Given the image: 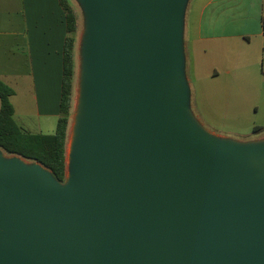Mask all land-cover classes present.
Here are the masks:
<instances>
[{
    "label": "water",
    "instance_id": "95a60500",
    "mask_svg": "<svg viewBox=\"0 0 264 264\" xmlns=\"http://www.w3.org/2000/svg\"><path fill=\"white\" fill-rule=\"evenodd\" d=\"M85 2L71 179L0 154V264H264V151L187 120L184 0Z\"/></svg>",
    "mask_w": 264,
    "mask_h": 264
},
{
    "label": "rangeland",
    "instance_id": "374dc122",
    "mask_svg": "<svg viewBox=\"0 0 264 264\" xmlns=\"http://www.w3.org/2000/svg\"><path fill=\"white\" fill-rule=\"evenodd\" d=\"M197 1V0H196ZM195 0H184L181 13V54L186 55V72L183 79L188 96L185 103L186 118L192 127L217 143L241 149L264 151V67L243 65V50L237 44L231 51L223 43L194 42L198 36L197 20L199 5ZM74 11L80 14L79 49L76 47L77 67L73 80V95L67 131L66 150L69 136L76 122L74 144L80 133L84 109L87 102L89 41L91 34L90 10L85 0H68ZM77 15V14H76ZM187 20V22H186ZM185 23L189 32H184ZM184 32V33H183ZM185 57V56H184ZM251 57V56H249ZM189 77V84H188ZM24 86L21 87V85ZM16 94L11 97L15 108V120L25 130L40 131L36 105L28 83L15 85ZM193 104V108L189 104ZM78 115L77 121L73 116ZM44 133H53L54 128H43ZM9 159L19 158L28 164L41 165L36 161L6 153ZM67 161V158H66ZM71 179L66 169V186Z\"/></svg>",
    "mask_w": 264,
    "mask_h": 264
},
{
    "label": "crops",
    "instance_id": "0c3cea01",
    "mask_svg": "<svg viewBox=\"0 0 264 264\" xmlns=\"http://www.w3.org/2000/svg\"><path fill=\"white\" fill-rule=\"evenodd\" d=\"M196 2L199 15L195 43L211 42L216 47L223 43V47H229L231 51L238 43L243 50L244 66L264 67V0ZM76 14L75 71L76 47L78 50L81 33L80 14ZM184 32L187 39V23ZM69 34L61 0H0V79L13 88L11 97L16 94L15 85L28 83L40 119L37 133H44L43 128L49 127H53L54 132L56 130L60 116L64 49ZM185 62L184 53V77ZM22 86L25 88L24 84ZM188 86L190 88V84ZM189 104L193 108L190 100ZM261 135L263 137L264 133L258 131L255 136Z\"/></svg>",
    "mask_w": 264,
    "mask_h": 264
},
{
    "label": "trees",
    "instance_id": "16d2710c",
    "mask_svg": "<svg viewBox=\"0 0 264 264\" xmlns=\"http://www.w3.org/2000/svg\"><path fill=\"white\" fill-rule=\"evenodd\" d=\"M61 3L66 13L70 34L65 42L60 116L56 130L53 133H34L21 127L15 120V108L11 102L14 90L0 79V147L8 154L42 164L58 181L64 182L67 169L66 139L75 75L74 44L77 15L68 0H61Z\"/></svg>",
    "mask_w": 264,
    "mask_h": 264
},
{
    "label": "bare ground",
    "instance_id": "6f19581e",
    "mask_svg": "<svg viewBox=\"0 0 264 264\" xmlns=\"http://www.w3.org/2000/svg\"><path fill=\"white\" fill-rule=\"evenodd\" d=\"M74 120L77 121L79 116L76 114L75 116H73ZM76 131V122L74 124V127L72 129L71 135L69 136L68 139V144H67V150H66V158H67V168H68V175L71 176L72 171H73V158H74V132ZM1 157L4 160H10L7 157H4L3 155H1ZM24 163H26L25 165L27 166H31V164H28L26 161H24Z\"/></svg>",
    "mask_w": 264,
    "mask_h": 264
}]
</instances>
